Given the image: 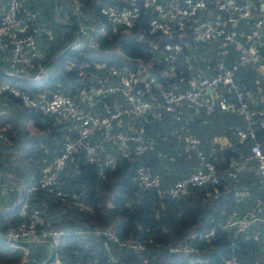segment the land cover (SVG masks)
<instances>
[{
    "label": "trees",
    "instance_id": "obj_1",
    "mask_svg": "<svg viewBox=\"0 0 264 264\" xmlns=\"http://www.w3.org/2000/svg\"><path fill=\"white\" fill-rule=\"evenodd\" d=\"M71 1L59 0L61 21L75 23ZM2 3L4 4V0H0V5ZM78 3L81 10L88 14V24L91 27L102 24L104 32L94 34L91 31L80 30V37L74 43L77 39L76 32L55 21L54 0L48 2L24 0L25 8L34 13L32 22L41 23L50 28L53 34L51 39L38 37L39 42L44 45L41 49L43 54L40 53V61L46 65L50 59L55 58L47 66L46 76L36 82L22 76L25 73L24 68L20 66L14 68L0 60V71L4 72L0 73V81L16 82L19 89L28 93L42 90L58 91L80 105V92L93 91L94 87L98 86L97 80L110 66L135 71L138 78L144 70L147 71L150 77L148 82L138 80L137 84L142 87L144 84L148 85L145 96L149 97V94L153 96V83L161 84L164 89L185 90L189 87L187 83L189 78L212 74L217 61L221 60L226 66L235 62V51L229 45L226 46V52L222 54L216 48L215 42L200 41L204 43V47L199 46L197 49L194 45L197 40L193 39L189 30L167 35L162 34L157 28H152L150 21L154 14L150 8L141 9L129 24L117 25L113 28L106 20L101 8L105 4H121L120 1L78 0ZM90 34V39L95 43L94 47H89L87 44L86 37ZM184 40L190 41L191 46L183 45ZM174 43H181L182 51L176 53L174 60L169 61L168 47ZM39 46L40 44L38 48ZM58 54L60 55L56 57ZM199 54H203V57ZM261 54L264 56V47L261 48ZM42 56L45 60H42ZM26 72L28 77H31L36 70L29 68ZM257 75L252 65L236 64L233 72L235 89L218 85V97L212 101L210 112H206L204 108L194 111L191 106L181 104L176 106L174 111L160 109L159 117H155L152 111H148L140 115L122 117L119 122L111 121L108 127L109 134L139 135L142 150L136 152L135 146L138 140L132 138L126 142L127 154H123L117 147L115 139L104 138L105 128L98 129H102L101 132L92 137L90 134L84 140V143L96 145V159L89 161L84 148H80L59 173L55 190L62 193L58 195L44 188L27 192V188L40 177L42 169L60 151L62 142L76 137V130L71 122L61 121L52 114L25 107L8 91L0 92V104L4 105L6 110L13 105L17 106L23 117L31 120L35 127L34 132L27 136L24 134L19 136L13 132L11 134L9 130L8 132L6 130L10 128L9 124L13 123V120L9 116L6 117V113L0 116V170L18 178L21 183L17 185L0 178L3 183L4 181L11 183L9 187L14 189L9 199V206L18 200L19 189L22 187L23 195L19 201L25 200L28 204L38 207L42 215L47 218L48 226L66 230V234L57 245L50 248L46 244L47 247L49 246V251L52 249L53 255L58 256L64 264H83V261H88V264H109L101 245L105 237L92 232L95 229L105 228H110L119 241H107L110 253L116 257L119 264H140L137 254L143 252L154 264H187V257L181 252L168 251V247L175 244L193 246L206 259V264H224L227 258H235L233 254L240 246L245 244L249 247L252 242H255L251 238V233L259 231L260 224L256 223L251 226L254 228L250 227L245 232L234 234L232 230L221 228L217 223L223 211L233 206L234 187L241 184L236 171L233 174L229 173L230 168L235 169V166H230L229 162L230 160L238 161L239 157L247 155L251 143L249 139L239 142L235 135L236 128H245L247 125L242 115L232 109L221 110L217 107V101L233 105L242 101L248 108H259L261 106L259 97L251 105L250 100L244 95V90L252 91L255 88L254 79ZM237 91L241 93L240 98L236 95ZM92 96V100H89L91 107L85 105L88 111L92 112H99L104 106H109L114 98L107 93L96 95L92 92ZM108 97L111 98L107 99ZM93 103L97 106H92ZM93 107L96 109H90ZM203 113L213 118L214 123L217 114L228 115L229 122H232L231 127L227 128L231 133L230 146L216 148L212 152L202 148V142L198 136L190 131L189 115L194 118ZM165 114L171 116L172 125L179 124L182 134L186 133L185 138L188 134L198 138L204 157L213 163L216 173L214 183L206 182L190 186L184 194L169 196L163 192V189L160 192L154 187L144 188L133 179L136 169L143 166L150 173L158 176L161 182L160 188H164L192 172L198 165L195 152L185 150V139L181 153H177V150H166L165 155L161 156L160 162L166 161L172 165L173 171L168 172L169 176L165 173L159 174V155L153 153L152 145L155 147V143H159L172 146L173 142L175 143L173 136L168 132L156 131L155 122L162 121ZM133 118H137L138 121L133 120L129 123ZM5 126L8 128L4 129ZM255 139L260 142L264 151V127H255ZM19 140H21L20 143ZM108 144L110 153L104 158L100 152V145ZM239 146H242L243 150L239 149ZM44 147L49 148V151ZM54 148L57 149L54 151ZM193 155L195 161L192 169L184 172L185 166L190 167L187 158L190 156L193 158ZM5 158L9 161L8 165L3 160ZM181 171L184 172L183 175H180ZM76 201L88 204V208L68 205V202ZM63 209L69 212L65 219L61 216ZM17 211L18 207L11 210L7 208L5 212L0 213V264H16L22 256V247L27 248L28 253L30 248L33 251L25 264H39L46 257L43 255L45 245L36 243L12 245L1 237L6 223L16 222ZM231 211L234 210H230L229 215ZM210 229L213 233L207 239L195 236L198 232ZM243 233L247 234L248 238L244 242H239V236ZM87 238L95 240L99 250H84L81 243ZM129 242L139 243L142 249L139 251L131 249L127 246ZM87 247L92 248L90 245ZM122 250L130 254L129 259L124 260L119 256Z\"/></svg>",
    "mask_w": 264,
    "mask_h": 264
},
{
    "label": "built area",
    "instance_id": "obj_2",
    "mask_svg": "<svg viewBox=\"0 0 264 264\" xmlns=\"http://www.w3.org/2000/svg\"><path fill=\"white\" fill-rule=\"evenodd\" d=\"M121 4H105L102 6L106 20L111 27L126 25L131 22L135 15L144 8H150L154 17L150 21L152 28H157L162 34L183 32L189 30L193 39L203 42H215L216 48L222 54L226 52V46H231L235 51V62L229 66L221 60L215 64V71L210 75L191 77L187 80L188 88L160 89L158 99L154 100L149 94L145 96L147 84L144 87L137 84L140 80L135 71L110 66L105 74L97 80L98 86L94 87L96 95L104 93L114 97L121 96L123 103H110L99 112L88 111L87 108L75 103L69 96L58 91H39L28 93L18 88L17 83L0 81V92L8 91L17 97L21 104L33 108L42 113L52 114L58 120L69 121L76 130V137L71 140H64L60 151L53 157L48 165L42 169L40 177L33 182L27 192L38 188L54 191L57 195L61 191L57 188V179L60 171L67 162L73 159L80 148L89 161L96 159V145L84 143V140L95 130L105 128L104 138H113L117 141V147L123 154H127L126 142L128 139L138 140L135 146L136 152L142 150L141 138L139 135L109 134L108 127L111 121L119 122L122 117L140 115L152 111L155 117H159L160 109L174 111L176 106L185 104L191 106L194 111L204 108L206 112L212 110V101L218 97L217 86L234 88L233 72L236 64L261 63L264 56L261 48L264 47V0H118ZM72 12L74 13L75 24L81 31H88L94 34L104 32L102 24L91 27L87 22L88 14L83 12L78 0H72ZM34 13L24 6V0H4L0 10V60L7 62L11 67L24 68L23 77L36 82L47 74V66L40 61L41 54L38 50L39 36L51 39L53 37L50 28L41 23L32 22ZM244 27H239V24ZM38 38V39H37ZM87 35V44L94 47L95 43ZM183 45L190 47V41L184 40ZM168 46V45H166ZM182 51L181 43H174L168 47L167 59L174 60L176 53ZM254 66H257L255 64ZM29 68H35L33 76L28 77L26 72ZM21 70V69H20ZM210 88V96L204 92ZM86 91H81L84 95ZM237 97L241 93L237 91ZM91 99V96L87 98ZM261 106L251 109L244 102L237 105L222 103L224 108L236 110L242 115L246 122L245 128H236L235 135L239 142L246 139L251 140L248 154L245 160H253L255 170L260 178L264 180V151L260 142L255 139V127H264V97L258 99ZM91 104V102H90ZM6 113L4 105L0 104V116ZM178 117V116H177ZM1 137V133H0ZM185 150H193L198 157L197 167L190 173L176 179L171 184L160 188L161 182L157 175L152 174L146 167L139 166L133 179L142 187H154L169 196L184 194L190 186L201 185L206 182L214 183L216 173L213 163L207 160L200 147L199 140L195 136L186 135ZM235 160H230V166L236 165ZM4 186L0 181V209L9 206V198L4 195ZM17 220L15 223H6L2 230V236L10 243V240H33L46 241L51 246L57 245L66 234L61 227H51L46 224L47 218L42 215L40 209L28 204L25 200L19 201ZM259 223L260 230L253 231L251 238L259 246V264H264V218L253 214L238 216L234 211L230 213V219L221 226H231L234 234L245 232L252 225ZM94 234L105 237L101 245L107 255L109 264H119L116 257L110 253L108 240L119 242L110 228L103 230H92ZM80 233V231H78ZM213 230H205L195 234L197 238L207 239ZM11 244V243H10ZM128 247L135 251L142 249L139 243L129 242ZM22 256L16 264H25L28 250L21 248ZM169 252H181L187 257V264H206V259L191 245L175 244L168 247ZM47 264H64L56 255H52ZM224 264H236L234 257H229Z\"/></svg>",
    "mask_w": 264,
    "mask_h": 264
},
{
    "label": "crops",
    "instance_id": "obj_3",
    "mask_svg": "<svg viewBox=\"0 0 264 264\" xmlns=\"http://www.w3.org/2000/svg\"><path fill=\"white\" fill-rule=\"evenodd\" d=\"M2 7H3V3L0 5V10ZM239 27H244V25L240 23ZM255 64H257V66H254ZM255 64L252 65L253 70L255 71L256 75L258 74L256 79H254L255 88L252 91H250L249 89L244 90V95L248 100H250L251 105H253V102L257 97L259 98L264 97V60L261 63H255ZM155 85L156 83H153V96L151 95L153 99H155V96L157 95V93L159 94V91H160L159 88L156 87ZM204 92L207 96H210V91L205 89ZM111 97L113 96L111 95ZM111 97H108L107 99ZM80 98L82 99L83 95L80 94ZM87 100H88L87 98L84 99V101H86L87 103L86 106L91 107L89 105L91 100L88 102ZM112 103H123V99L121 98V96H118L117 98L114 97L112 98L111 104ZM222 103L220 102V109L230 111V109L224 108ZM217 105L219 104L217 103ZM86 106H82V107L86 108ZM90 109H96V108L93 107ZM212 117H214V115ZM212 119L213 118L209 117L208 115L204 113L202 115L195 116L194 118H192V116L189 115L190 131L194 135L198 136V138L202 142V148L206 151H211V152L215 150L216 148L230 146V143H231L230 134L231 133H229L230 131L227 130V128L229 129V127H231L232 125V122H229V118L227 114L225 115L217 114L215 118L216 119L215 123ZM171 123H172L171 116L169 114H165L162 121L155 122V125L157 127L156 131L168 132L171 136H173L175 140V143L173 142L172 146H164V145H160L159 143H155L156 146L154 147L152 145L151 147L154 150L153 153H156L157 155H159V159L157 158L159 160V168H158L159 174L160 173L168 174V172L173 170V167L170 164L166 163V161L165 162L163 161L162 163L160 162L161 156L165 155V151L166 150H169V151L177 150V153H181L183 145L185 143L186 133L182 134L183 131L180 130L181 128L179 127V124L172 125ZM181 139L183 140L181 141ZM109 144L105 146L100 145V152L103 154L102 156L104 158L107 157L108 154L110 153ZM241 147L242 146H239V149L243 150V147L242 148ZM239 149L238 151L240 152ZM190 154H193V153L190 152ZM187 159H188L187 163L190 164V167H189L190 169L188 170L186 169L184 172H187L192 169L193 162L195 161L194 160L195 157L193 155V158L190 156ZM238 161L240 162L238 163L236 162L235 170H236V175L238 176V179L241 182V184L239 186L234 187V192L232 193V198L234 202L233 206L229 209H225L223 213L221 214V216L218 217L217 223L220 227L226 224L228 220L230 219V215H229L230 210H234V212L238 216H248L250 214H253L257 217L264 218V187L263 189L262 188L259 189V188H256V185L250 186L248 183V179H250L252 176L254 178L255 177L260 178L255 170V163L253 160H245L243 156L239 157ZM181 172H180V175L181 174L183 175L184 172L182 173ZM3 186H4V183H3ZM8 189L10 192V196H9V199H10L12 197V193L14 189L11 187H8ZM4 195L5 196L7 195L6 191L4 192ZM7 208L8 207H4V208L2 207L0 209V213L5 212L4 210H6ZM223 228L227 230H232V227L229 225L224 226ZM252 228L254 227H251V229ZM247 238H248L247 234L243 233L241 236H239V242H244L247 240ZM33 240L34 242L32 244L36 243V244L45 245L47 249L46 253L47 255L49 254V246L47 247L48 244L46 241H43L40 239H33ZM233 255L236 258L237 264H259L258 244H256L255 242H252V245H249V247L245 244L240 246ZM76 264H79V263H76Z\"/></svg>",
    "mask_w": 264,
    "mask_h": 264
},
{
    "label": "rangeland",
    "instance_id": "obj_4",
    "mask_svg": "<svg viewBox=\"0 0 264 264\" xmlns=\"http://www.w3.org/2000/svg\"><path fill=\"white\" fill-rule=\"evenodd\" d=\"M41 2H48L49 0H40ZM194 42V41H193ZM197 42V43H196ZM195 43H194V45H195V48H197L198 49V47L199 46H203L204 47V43L203 42H198V41H196ZM39 44H40V46H39V48H38V50H39V52L40 53H42V47L44 46L42 43H40L39 42ZM43 54V53H42ZM204 54V53H203ZM203 54L202 55H200L199 54V56H201V57H203ZM43 57L44 56H42V60H45V59H43ZM21 71H22V69H21ZM140 77H139V79L141 80V81H144L145 83H147L148 82V79H150V77H149V74H148V72L147 71H143L140 75H139ZM156 87H158L159 88V90L160 89H164V88H162L163 86L160 84H158V83H156V85H155ZM82 93H84V92H82ZM89 96H92V93L91 92H85L84 93V95H83V100L81 99V104L80 105H82V106H85V105H87V103H86V101H84V99L85 98H89ZM157 96H158V93H157V95L155 96V99L154 100H156L157 99ZM92 98H93V96H92ZM122 98V97H121ZM123 99V98H122ZM92 100V99H91ZM89 100H87V102H88ZM220 102L221 101H219V102H217L219 105L217 106L218 108H220ZM222 103V102H221ZM96 105V103H93L92 104V106H95ZM97 106V105H96ZM224 110V109H223ZM7 116H9V118H11V120H13V123H10L9 125V129H7L8 127L7 126H5L4 127V129H7L6 130V132H8V130H9V132L12 134V132H13V134H17V135H19V136H21V135H30V134H32L33 132H34V130H35V127L33 126V124H32V121L31 120H28V119H26L25 117H23V115L21 114V111H20V108H18L17 106H15V105H13L12 107H10V108H8L7 110H6V117ZM138 121L137 120V118H133V119H131L130 121H129V123L131 122V121ZM135 126V125H134ZM102 130V129H101ZM101 130H95L91 135H90V137H92V136H94V135H97L99 132H101ZM5 132V131H4ZM101 140V139H100ZM99 140V141H100ZM21 142V140H19V143ZM58 142V141H57ZM57 142L54 144L55 145V147L57 146ZM53 145V146H54ZM46 150H48L49 151V148H47V147H44ZM57 148H54L53 150L55 151ZM7 151L8 152H10V150L9 149H7ZM52 151V150H51ZM15 154H16V152H15ZM14 155V154H13ZM14 156H16V155H14ZM164 159V158H163ZM4 160V162H6V164L8 165V159L7 158H5V159H3ZM165 162V161H164ZM238 162H240V161H237V163ZM17 166H19V164L17 165ZM172 166V165H171ZM185 169H189V167H188V165H187V167L185 166ZM236 169V168H235ZM235 169H232V168H230L229 170H230V172L229 173H231V174H233L236 170ZM228 170V171H229ZM173 171V170H172ZM172 171H170V173L172 172ZM170 173L169 174H166L167 176H169L170 175ZM5 183H4V190L6 191V197L7 198H9V196H10V192H9V189H8V187L10 186V184L11 183H9L8 181L6 182V181H4ZM263 182H264V180L263 179H259V178H254L253 176L250 178V179H248V183H249V185L251 186V185H256V188H262L263 189V187H264V184H263ZM12 185V184H11ZM71 204H73L74 206H79V207H83V208H88V204H86V203H84V202H82V201H79V202H68V205L70 206ZM59 209V208H58ZM59 210H61V209H59ZM58 210V211H59ZM57 211V212H58ZM62 214V215H61ZM60 215L61 216H63V219H65V217L66 216H68L67 214H69V212L67 211V210H62V213H61ZM78 226H80V224H78ZM86 243V244H85ZM85 245V246H84ZM88 245H90V246H92V250L91 249H88ZM98 244H96V242H95V240H92V239H89V238H87V239H84V240H82V243H81V247L84 249V250H90V251H95V250H99L98 249V246H97ZM32 248H30V251H29V253L26 255V257L27 258H30L31 257V255H32ZM99 252V251H98ZM119 256L122 258V259H124V260H127V259H129V257H130V254L127 252V251H124V250H122L121 252H119ZM43 255H47V253H46V249L44 250V252H43ZM137 257H139L138 258V260L140 261L139 263L140 264H154L151 260H149L148 259V256H147V254H145L144 252L143 253H139V254H137ZM92 263H95V262H93V261H91ZM83 264H88V261H83Z\"/></svg>",
    "mask_w": 264,
    "mask_h": 264
},
{
    "label": "water",
    "instance_id": "obj_5",
    "mask_svg": "<svg viewBox=\"0 0 264 264\" xmlns=\"http://www.w3.org/2000/svg\"><path fill=\"white\" fill-rule=\"evenodd\" d=\"M54 6H55V10H56V20L55 21L57 23H59L60 25L69 27L70 29H72L73 31L76 32L77 39L74 42V43H76L78 41V38L80 37V29H79V27L74 22H64V21H61L60 20L61 14H60V9H59V0H54ZM59 55L60 54H58L56 57H58ZM53 59H50L47 62L46 66H48ZM0 73L3 74L4 72L3 71H0ZM206 90L210 91V88H206ZM0 178L5 179V180H9L11 182H14L17 185H21L20 180L18 178L13 177V176H10L8 173H6V172H4L2 170H0ZM22 195H23V188L21 187L19 189L18 200L16 202H14L10 207H8V209H10V210L11 209H16L18 207V205H19V199H21ZM4 211H6V210H4ZM1 237L4 238L2 235H1ZM9 242L11 244H14V245H18L19 246V245L32 244L34 242V240H10ZM47 244L50 246V248H52L49 243H47ZM52 255H53V251H52V249H50L49 254L47 255V257L43 260V262L41 264H47L50 261Z\"/></svg>",
    "mask_w": 264,
    "mask_h": 264
}]
</instances>
